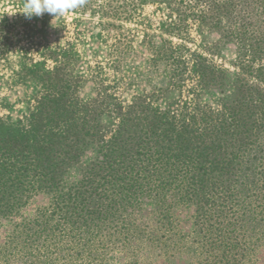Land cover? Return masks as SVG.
Listing matches in <instances>:
<instances>
[{"label": "trees", "instance_id": "1", "mask_svg": "<svg viewBox=\"0 0 264 264\" xmlns=\"http://www.w3.org/2000/svg\"><path fill=\"white\" fill-rule=\"evenodd\" d=\"M148 4L167 9L156 27ZM77 5L107 20L115 75L99 67L83 98L68 44L53 71L35 65L28 113L0 116V264H249L264 246V0ZM140 33L142 92L125 76ZM230 46L234 71L217 62Z\"/></svg>", "mask_w": 264, "mask_h": 264}, {"label": "rangeland", "instance_id": "2", "mask_svg": "<svg viewBox=\"0 0 264 264\" xmlns=\"http://www.w3.org/2000/svg\"><path fill=\"white\" fill-rule=\"evenodd\" d=\"M24 3L25 0H0V116H9L13 120L26 115L34 104L33 97L39 90L34 81V75H37L35 65H38L37 68L42 74L53 71L56 67L54 57L59 54L60 49L67 48L68 44L73 45L80 55L77 75L89 79L81 90V96L89 98L95 89V85L90 81L93 80V75H97L99 67H107L108 72V54L111 53L108 47L110 43L106 45L99 36L102 31L101 24L107 20L95 14V6L87 11L71 9L56 19L48 13L29 19L23 14ZM141 12L143 17L156 27L162 21L164 13H167V9L165 6L148 4ZM126 27L134 26L127 24ZM142 41V34L136 35L133 45L137 59L131 74H125L128 79L131 76L141 77L140 74L145 70L146 62L150 58ZM191 47L196 49L194 45ZM224 57L225 61L217 60L218 64L234 71L230 65L235 59L232 46L224 52ZM107 75L112 77L115 74L108 72ZM136 82L138 86L133 91H149V78L146 74L142 73L141 79ZM218 98V95H214L210 100L214 102ZM181 216L184 220L183 230L191 231L187 214L183 212ZM9 232L10 226L0 229V242ZM251 260L249 264H264V246L255 252Z\"/></svg>", "mask_w": 264, "mask_h": 264}, {"label": "clouds", "instance_id": "3", "mask_svg": "<svg viewBox=\"0 0 264 264\" xmlns=\"http://www.w3.org/2000/svg\"><path fill=\"white\" fill-rule=\"evenodd\" d=\"M77 6V0H25L23 14L31 19L48 13L56 19Z\"/></svg>", "mask_w": 264, "mask_h": 264}]
</instances>
